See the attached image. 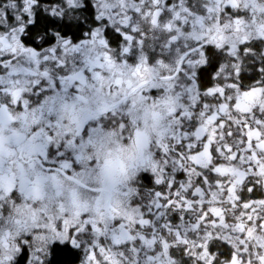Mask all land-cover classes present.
<instances>
[{
    "label": "snow or ice",
    "instance_id": "obj_1",
    "mask_svg": "<svg viewBox=\"0 0 264 264\" xmlns=\"http://www.w3.org/2000/svg\"><path fill=\"white\" fill-rule=\"evenodd\" d=\"M0 264H264V0H0Z\"/></svg>",
    "mask_w": 264,
    "mask_h": 264
}]
</instances>
